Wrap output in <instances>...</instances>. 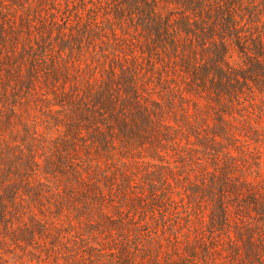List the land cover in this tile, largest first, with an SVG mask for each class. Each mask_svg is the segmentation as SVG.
<instances>
[{
  "label": "trees",
  "instance_id": "16d2710c",
  "mask_svg": "<svg viewBox=\"0 0 264 264\" xmlns=\"http://www.w3.org/2000/svg\"><path fill=\"white\" fill-rule=\"evenodd\" d=\"M80 2H0V248L24 243L37 246L40 256L41 241L61 242L81 224L87 241L132 230L137 239L135 212L178 208L171 189L189 225L206 207L210 233L226 239V248H205L207 261L219 262L212 258L218 253L236 264H264V178L254 152L264 137V0H91L90 8L67 15ZM72 20L82 27L76 34ZM127 25L132 32L124 33ZM118 31L122 43L131 34L140 41L120 46ZM98 37L107 40L109 54L95 49ZM83 40L101 61L84 62L88 75L75 61ZM189 103L200 117L192 118ZM35 109L57 123L46 146L36 145L30 130ZM209 112L211 127L203 116ZM16 127L23 129L21 145L6 140L21 138ZM81 144L88 150L84 161L75 159ZM138 162L149 169L143 178L129 169ZM45 189L55 198L56 215L43 204ZM115 197L120 205L110 213L107 202ZM69 204L76 206L74 216L64 212ZM43 209L51 214L46 221L36 216ZM161 219L142 218L156 228L153 242L173 245L170 227L158 231ZM123 250L91 244L86 254L90 264H135L127 252L117 259ZM142 258L159 263L153 248Z\"/></svg>",
  "mask_w": 264,
  "mask_h": 264
},
{
  "label": "rangeland",
  "instance_id": "374dc122",
  "mask_svg": "<svg viewBox=\"0 0 264 264\" xmlns=\"http://www.w3.org/2000/svg\"><path fill=\"white\" fill-rule=\"evenodd\" d=\"M4 2V5H7V1L9 0H2ZM0 0V2H2ZM6 1V2H5ZM85 3H77L76 7L70 8V11L68 12L67 15L72 16L73 13L76 12V10H82V9H88L91 7L90 1L91 0H82ZM46 4H51V2H46ZM1 5V3H0ZM7 8V6H6ZM109 9V15L112 17L114 16V3L113 2H108V5H105V10ZM21 9V8H19ZM18 9V10H19ZM11 9H7V13L5 16H12V14L8 11ZM62 10H65V7L62 6ZM104 10V11H105ZM20 11V10H19ZM103 10H100L101 14H104ZM86 18V17H85ZM73 21V26L71 28V31L76 34L80 31L82 28L78 23H75L76 20ZM19 23V22H18ZM2 23V19H0V25ZM124 33L132 32L131 28L129 25H127L124 30ZM122 31V32H123ZM122 32L118 31V36H119V43L118 45H130L132 42L134 45H137V41H140L139 37L134 36L132 39V34L131 36L129 35V38L127 39L126 44L122 40L125 41V39H122ZM82 35V34H81ZM99 38V37H98ZM100 40V41H99ZM99 40L94 44L95 49L97 51H105L106 54H109L112 49L110 45H108V42L104 38H99ZM83 46H84V51L81 54H78V48L76 49L75 46V61H80V66L81 69H78V72H81L83 74L88 75V68L84 65V62L86 63H93L91 65H97V63H101L100 59L97 61L95 60V57L93 58L91 56L92 51L94 50L91 45H88L86 41H82ZM118 49V48H115ZM104 61V59H103ZM180 106V105H178ZM187 108L189 109L192 118H198L200 115H194V110L192 104H188ZM208 113V112H207ZM205 117H207V123L209 127L212 125V121H214L215 116L213 112H209V114L204 113ZM50 117V118H49ZM28 120L30 121V125H34L33 129H30L31 132L35 131L36 133V138H35V143L36 145H43L46 146V144L50 141L51 138H55L57 133L53 130L55 128V125L57 124L56 121L52 119L50 115H48L45 111H38L37 109L31 110L30 114L28 115ZM36 123V124H35ZM64 124V123H61ZM204 126V124H202ZM32 128V126H31ZM17 135L21 134L20 136H17V138H11L8 135L6 136V140L8 143H13L16 141V145H21L24 142L23 140V129L21 127H16L15 128ZM205 133L204 135H206ZM191 141L198 146H200V141H197L195 138H190ZM182 143L185 144L186 141L184 142V139L182 140ZM88 144V142H87ZM255 153L258 151L260 154V161L262 163V175L264 178V137L262 138V142L259 145H256L255 147ZM251 149H254L251 148ZM41 152H39L40 155ZM88 154V150L85 149L84 144H81L80 148L78 151L75 153V159L80 158L83 161L86 160V156ZM93 156V153H90ZM205 160V159H204ZM254 162L256 160L254 159L251 161V163L254 165ZM142 163L138 162L133 165V167H129V169L133 173H137V177H144V174L146 171L149 169H146ZM85 166H82L84 168ZM254 167V166H253ZM113 165L109 166V168L106 170L107 172L113 171ZM87 178V177H86ZM85 180L87 181V179ZM94 179V177H92ZM116 180H114V186L119 189L120 186V180L118 174H115ZM89 179V178H88ZM91 180V179H90ZM98 180L101 182L103 181L102 178L98 177ZM94 181V180H93ZM141 183L143 184L144 182L140 180ZM103 183V182H102ZM62 185V184H60ZM137 191V188L134 189V191L130 193H135ZM44 198H43V204L45 206L49 205L51 206L52 210V215L55 213V208L53 207L55 203V198L51 196V192L49 189L44 190ZM118 193V192H117ZM119 194V193H118ZM117 194V195H118ZM116 195V196H117ZM168 195H170L173 201L177 204L178 208H175L174 210H171L166 212L162 206L157 205V208H154L152 213H154L158 219H161V221L158 222V231L160 229H166L167 227H170V230H167V233L170 235L171 238H169L171 241L175 242L173 245H169L166 241H162L158 246L157 241H152V238H155L154 233L156 232V228L151 226L148 222V225L145 224V222L142 220L143 216H150L152 213H150V210L143 211L137 210L135 212V216L139 217V221L135 222L136 227H137V239L135 238V233L134 230H132V233H127L125 235H119V237H116L114 239H108L105 237V235H102L100 238L97 240L93 239L90 241H87L88 234L86 231H88L87 226L84 224L81 225H76L75 228L71 229L68 231V234L64 236V239L61 242H56L55 239H50V240H43L40 242V249L43 251V254L39 256V249L37 246H34V248H31L27 246L26 244H22L20 247L16 248L14 245L11 243H8V245L1 247L0 249V264H90V258L86 254L88 247L97 244H102L104 247L108 248L109 246H113L115 249L123 250L121 256L117 258L118 260L124 261L126 258V252L130 253V255H135L136 262L135 264H154L153 258H142L143 257V251L144 249H155L156 252L159 254V263L157 264H170V262H174L175 264H236L234 263L235 261H232V258L228 257L227 259H222L220 258V254L214 253L212 258L217 261L218 259L219 262H211L207 261L205 259V254L204 250L206 247L209 248V250L217 248L219 246H222L226 248V239L222 237L220 240L218 239L219 235H215L213 233H210V229L208 228V210L206 211V207L201 211L199 217V222L189 225L186 222V216L183 214L181 207H180V199L179 195L176 190H169ZM117 197L113 198L114 202H107V209L110 213H114L116 211V208H118L119 201L116 199ZM165 200V199H164ZM185 200V199H184ZM147 202V201H146ZM185 202V201H184ZM74 207L72 204H69L67 206H64V212L69 213L71 216L75 215L74 212ZM116 207V208H114ZM125 214V217L130 216L129 212L124 210L123 211ZM127 212V213H126ZM130 213H133V211ZM37 217L40 219L42 217V220L46 221L50 219L51 214L47 212L45 209L42 210L41 214H36ZM163 216L165 220L163 221ZM60 220H63L60 218ZM92 221H98V217L95 215L93 216ZM150 221V220H149ZM64 222V220H63ZM86 224V223H85ZM64 228H67L66 224L64 225ZM139 227V228H138ZM190 227V228H189ZM90 231V230H89ZM184 237L182 238L181 236ZM179 237L178 241L173 239V237ZM220 237V236H219ZM222 240V241H221ZM135 241L138 242V244H144L143 247H137V244L135 245ZM136 246V247H135ZM152 246V247H151ZM180 247L181 249H185L183 253L179 252L177 255H173V250L172 247ZM207 250V249H206ZM47 251V254L50 256L48 259L45 257V252ZM150 252V251H149ZM212 252V251H211ZM152 253V257L154 255V252ZM150 253V254H151ZM196 253V255H195ZM129 255V254H128ZM186 256V257H185ZM225 256V254H223ZM228 256V255H226ZM148 257V256H147ZM174 260V261H173ZM222 260V261H221ZM113 262H118L116 259H114ZM120 263V262H119ZM122 263V262H121ZM173 263V264H174ZM112 264H118V263H112ZM243 264H249L247 262H243Z\"/></svg>",
  "mask_w": 264,
  "mask_h": 264
}]
</instances>
